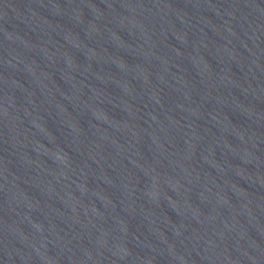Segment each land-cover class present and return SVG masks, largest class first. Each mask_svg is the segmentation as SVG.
Segmentation results:
<instances>
[{
  "label": "water",
  "instance_id": "1",
  "mask_svg": "<svg viewBox=\"0 0 264 264\" xmlns=\"http://www.w3.org/2000/svg\"><path fill=\"white\" fill-rule=\"evenodd\" d=\"M0 264H264V0H0Z\"/></svg>",
  "mask_w": 264,
  "mask_h": 264
}]
</instances>
